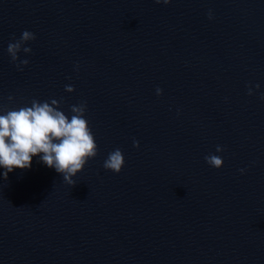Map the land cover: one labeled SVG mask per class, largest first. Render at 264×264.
Returning <instances> with one entry per match:
<instances>
[{
	"label": "water",
	"instance_id": "1",
	"mask_svg": "<svg viewBox=\"0 0 264 264\" xmlns=\"http://www.w3.org/2000/svg\"><path fill=\"white\" fill-rule=\"evenodd\" d=\"M262 96L264 0H0V114L84 102L98 149L0 168V264H264Z\"/></svg>",
	"mask_w": 264,
	"mask_h": 264
},
{
	"label": "clouds",
	"instance_id": "2",
	"mask_svg": "<svg viewBox=\"0 0 264 264\" xmlns=\"http://www.w3.org/2000/svg\"><path fill=\"white\" fill-rule=\"evenodd\" d=\"M156 3L167 5L170 0H155ZM211 12L209 19H211ZM35 35L24 31L20 39L9 43L7 51L13 62L18 60L21 49L30 53L31 48L24 47L27 41L34 40ZM28 60H21L17 65H27ZM259 88V85H256ZM67 92H73L71 85L66 86ZM157 95L162 94L160 88L156 89ZM249 95L252 90L249 88ZM264 99V96L261 97ZM12 97H9L11 100ZM56 99L38 101L33 99L31 106H23L0 114V168L5 169L3 178L7 179L8 173L14 169H28L31 167L32 158L39 156L40 160L49 168H54L63 175V180L70 186L76 184L73 177L83 170L86 163L96 157L97 144L85 118L86 103L71 106V118L61 110ZM134 147H139V142L134 141ZM224 149L217 145L216 152ZM206 163L213 168H221L223 159L209 153L204 157ZM124 156L121 149L117 148L108 154L103 163L106 170L120 173L124 166ZM241 172L244 170L241 169Z\"/></svg>",
	"mask_w": 264,
	"mask_h": 264
}]
</instances>
